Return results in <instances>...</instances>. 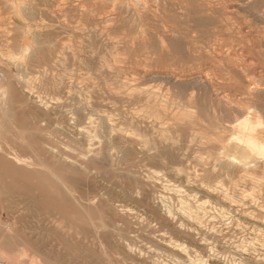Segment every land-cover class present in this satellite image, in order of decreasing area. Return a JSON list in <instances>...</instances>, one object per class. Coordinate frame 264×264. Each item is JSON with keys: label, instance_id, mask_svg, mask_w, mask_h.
<instances>
[{"label": "rangeland", "instance_id": "rangeland-1", "mask_svg": "<svg viewBox=\"0 0 264 264\" xmlns=\"http://www.w3.org/2000/svg\"><path fill=\"white\" fill-rule=\"evenodd\" d=\"M15 4L0 0V60L24 62L35 33L56 46L0 109L7 264H264V173L217 158L225 127L264 121V0Z\"/></svg>", "mask_w": 264, "mask_h": 264}, {"label": "bare ground", "instance_id": "bare-ground-1", "mask_svg": "<svg viewBox=\"0 0 264 264\" xmlns=\"http://www.w3.org/2000/svg\"><path fill=\"white\" fill-rule=\"evenodd\" d=\"M4 2H7V4H13L14 6H16L15 3L19 2V3H27V1H33L35 4L37 5H43V6H51V5H56L58 0H3ZM138 1V0H135ZM137 2L136 5H138ZM12 5V6H13ZM29 5V4H28ZM21 6V5H20ZM15 8V7H14ZM16 9V8H15ZM14 9V10H15ZM20 9V8H19ZM26 9H31L32 11H35L36 8H26ZM24 10V9H23ZM232 10V9H231ZM146 11V8L143 9V12ZM20 12V11H19ZM16 15V14H15ZM11 17V16H10ZM25 28L27 29V32H29L28 30L30 29V25H25ZM29 28V29H28ZM34 33V32H33ZM32 33V34H33ZM24 34L26 35V32H24ZM31 34V35H32ZM31 35L29 36L31 38ZM37 37V41L35 40V44L32 42H29V38H25V40H28L27 43L26 41L23 42L24 46L26 43V49L30 48V54L28 55V57L24 60V62L22 63H15L14 61L11 63L13 64V66H8L7 63L3 62L2 60H0V74H1V80H0V109L4 112V108L7 104H11V97L12 94L9 93V90L11 88V83L14 81L18 84L21 83V77H22V73L25 70H29L30 68H34V67H38L41 64L42 58L45 54H47V51L52 52V49L56 46V43L53 42V40L48 36H41L38 35L37 33L34 34ZM26 37V36H25ZM24 39V38H23ZM31 40V39H30ZM23 45V44H22ZM226 47V46H225ZM22 48V47H21ZM257 49V48H256ZM1 51V50H0ZM23 50L21 49L20 52H22ZM26 52V50H25ZM241 52V51H240ZM23 53V52H22ZM20 53V55L22 54ZM28 53V50L27 52ZM1 54V53H0ZM4 55V54H3ZM232 55V54H231ZM9 57H13L12 55H8ZM7 57V56H6ZM10 57V60L12 61V58ZM18 57V56H17ZM8 58V57H7ZM16 58V57H15ZM20 60V58H19ZM51 61H56V56L52 59L49 60ZM48 59L47 60H43V64H48L49 63ZM17 62V61H16ZM5 65H4V64ZM252 63V62H251ZM5 67V68H4ZM14 68V69H12ZM12 69V70H11ZM12 71L14 74V78L11 80L10 76H9V72ZM21 73V74H20ZM260 73V72H259ZM206 74V73H205ZM147 76V75H146ZM198 77V76H197ZM264 78V77H262ZM262 78H260L262 80ZM185 80V79H184ZM192 80V79H191ZM264 80V79H263ZM210 81V80H209ZM210 83V82H209ZM256 87V86H255ZM26 88L29 93H34V89L30 84H27ZM256 89V88H254ZM259 91V88H257ZM256 89V90H257ZM264 89V88H263ZM73 90V88H72ZM252 90V89H251ZM25 92V91H24ZM223 92V91H222ZM226 92V91H225ZM28 93V92H27ZM9 94V97H8ZM70 94V93H69ZM193 94V93H192ZM31 95V94H30ZM27 96L29 97V95L27 94ZM31 98V96L29 97ZM39 103L40 104H45L43 102V99H41V97H38ZM79 98V97H78ZM77 98V99H78ZM74 98H72L73 100ZM75 100V99H74ZM76 103V102H75ZM78 105V104H77ZM255 108V107H254ZM253 108V109H254ZM9 109H11V106L5 108V112L10 113ZM86 109V108H85ZM252 109V110H253ZM82 110H84L81 106H76L74 112L75 113H81ZM95 111V110H94ZM259 111V110H258ZM54 113V112H53ZM255 113V112H254ZM260 113V112H259ZM261 114V113H260ZM250 117H246L244 119L241 120H237L232 127H225V129H230L232 131V135L230 136V138L228 139L227 143L224 145V147L221 149V152L218 155V160L220 161V166L223 170H225L226 172L229 171V173L235 172L236 170L238 171H244V173L246 175H257L264 173V164H260V162H262L264 160V121L262 119L259 118H255L254 116L257 114L250 113ZM259 116V115H257ZM11 117V116H10ZM262 118V117H261ZM264 118V117H263ZM86 120H89V124L90 122L92 123L90 117H87ZM111 133V132H110ZM88 141H92L91 136L87 137ZM96 138V137H95ZM102 138V137H101ZM94 140V139H93ZM90 146H93V143H90ZM89 151H93V148L90 147ZM110 157V156H109ZM119 157V156H118ZM14 158L16 160H21L22 158L18 155H14ZM260 164V165H259ZM253 168L254 170L250 169ZM259 176V175H257ZM221 183V181L217 182V186H211L212 189L214 190H220V191H225L223 189V187H221V185H219ZM196 187V186H195ZM198 189V188H197ZM237 196V195H236ZM239 196V195H238ZM53 203V202H52ZM55 204V203H54ZM52 204V205H54ZM207 204V203H206ZM205 204V205H206ZM211 204V203H210ZM261 205V204H260ZM167 210V209H166ZM167 213H169L170 215H173L172 211H167ZM247 213V212H246ZM182 215L183 217H188L191 220H198L200 219V216L194 212L189 211L187 208L182 209ZM156 219L160 218L163 219L162 217L156 215L154 216ZM235 217V216H234ZM258 221V219H257ZM160 223H164L161 220H159ZM261 223V222H260ZM185 233V232H184ZM16 237L15 234L13 232L10 231V229L8 228V226L2 224L0 222V258L2 259V261H4L5 263H13V258L8 257L3 255L4 253L8 252L5 251L3 245L6 244V242L11 243L12 239ZM249 241V240H248ZM252 243V242H251ZM253 244V243H252ZM2 245V246H1ZM134 245H132L131 243L128 244V247L130 249V254L128 255V258L131 259L132 261H134V255H137L139 257H142V249L139 248L137 250L134 249L133 247ZM177 247H181L180 245H177ZM242 248V247H241ZM245 249V248H244ZM7 250V249H6ZM182 251L185 253L184 255L186 257H189V261L194 262V259H192V252L189 251L186 248H182ZM244 252H241L242 254L245 253V250H243ZM262 252V251H261ZM135 253V254H134ZM138 253V254H137ZM26 253L23 252L22 255H25ZM142 255V256H141ZM172 258H177L176 256H172V255H168ZM242 257V256H241ZM153 261H155L154 263L157 264L160 263V259L157 257V259L155 260L153 257H151ZM41 260V259H40ZM37 257L34 258L32 257L30 259V264H42ZM181 260V258H180ZM182 261V260H181ZM246 261V260H245ZM196 263V262H195ZM253 263V262H252Z\"/></svg>", "mask_w": 264, "mask_h": 264}, {"label": "built area", "instance_id": "built-area-1", "mask_svg": "<svg viewBox=\"0 0 264 264\" xmlns=\"http://www.w3.org/2000/svg\"><path fill=\"white\" fill-rule=\"evenodd\" d=\"M0 264H7V263H5L4 261L0 260Z\"/></svg>", "mask_w": 264, "mask_h": 264}]
</instances>
